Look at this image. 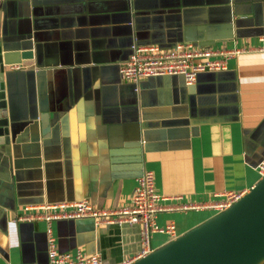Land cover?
<instances>
[{
  "label": "crops",
  "instance_id": "crops-1",
  "mask_svg": "<svg viewBox=\"0 0 264 264\" xmlns=\"http://www.w3.org/2000/svg\"><path fill=\"white\" fill-rule=\"evenodd\" d=\"M236 18L248 20L231 36ZM0 29L3 40L38 52L46 70L64 73L50 75L47 84L52 97L60 96L66 79L71 103L56 120L58 143L51 146L72 156L69 195L65 181L53 180L42 204L18 205L0 180V264H48L45 221L17 220L34 213L29 209L84 199L98 208L130 202L139 172L131 163L138 123L157 122L154 130L167 132L147 142L142 166L165 198L157 223L173 224L176 238L217 214L182 206L245 195L261 179L264 52L255 49L264 47V0H0ZM187 41L247 52L227 59L220 71L201 73L194 95H187L182 77L143 79L137 91L121 79L118 66L131 43L167 48ZM12 76L19 106L26 102L24 75ZM88 220L52 223L61 252L99 254L105 264L136 258L138 226ZM170 241L164 233L151 237L154 250Z\"/></svg>",
  "mask_w": 264,
  "mask_h": 264
},
{
  "label": "water",
  "instance_id": "water-1",
  "mask_svg": "<svg viewBox=\"0 0 264 264\" xmlns=\"http://www.w3.org/2000/svg\"><path fill=\"white\" fill-rule=\"evenodd\" d=\"M245 20L248 19L236 18L231 21V36L232 29L240 28ZM3 36L4 31L0 29V180L12 187L18 205H38L44 202V188L47 191L53 180L65 181L66 192L68 195L71 193L70 151L64 148L62 152L51 146L58 143L56 120L63 112L71 110L69 89L65 79L63 93L60 96L55 93L52 97L47 90L49 77L64 74L62 70H46L48 65L40 59L38 52L34 54L31 50H20L15 43L3 40ZM197 44L207 47L216 45L215 42ZM13 65L20 66V69H9ZM119 69L120 65L118 72ZM15 73L24 75L26 87V102L19 106L14 99L15 81L11 82ZM199 75L194 84H185L187 95L196 93ZM179 77L181 76L155 78L178 80ZM60 98L63 101L61 104ZM226 121L227 118L215 122ZM138 124L141 137L135 151H132L131 159L135 166L133 168L139 171L134 175L136 179L143 170L142 153L147 152V142L154 139V135L163 137L167 133L164 129L154 130L159 127L157 122L145 121ZM184 134L186 136L187 128ZM74 221L80 223L85 219ZM88 222L92 224L94 220L90 219ZM263 263L264 177L228 209L131 264Z\"/></svg>",
  "mask_w": 264,
  "mask_h": 264
},
{
  "label": "built area",
  "instance_id": "built-area-1",
  "mask_svg": "<svg viewBox=\"0 0 264 264\" xmlns=\"http://www.w3.org/2000/svg\"><path fill=\"white\" fill-rule=\"evenodd\" d=\"M264 52V47L255 49ZM128 59L120 65L121 79L137 85L143 79L162 76H181L186 85L196 82L197 76L204 72L224 69L226 60L237 57L247 50L228 49L225 47H207L194 42H180L163 48L157 45L132 44ZM11 70H19L20 66H9ZM137 91V87H136ZM260 178L264 177V158L256 166ZM244 193L230 192L225 199L218 202L190 204L182 206L199 210L209 209L220 213L237 202ZM165 200L157 193L152 172L143 170L137 178L129 203L116 208H98L90 200L84 199L75 203H61L35 207L34 213L21 215L17 220L45 221L46 247L48 264H105L99 254H85L77 249L74 254L61 252L58 248L52 223L59 221H74L93 219L96 226H138L140 251L135 259L121 264H131L154 251L151 237L155 233L168 234L176 239L175 226L167 224L160 226L157 216L165 209L161 202Z\"/></svg>",
  "mask_w": 264,
  "mask_h": 264
}]
</instances>
